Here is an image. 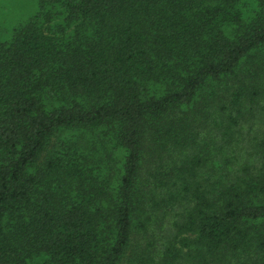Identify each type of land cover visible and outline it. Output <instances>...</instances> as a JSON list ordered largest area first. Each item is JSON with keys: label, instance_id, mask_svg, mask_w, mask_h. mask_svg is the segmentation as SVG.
Here are the masks:
<instances>
[{"label": "trees", "instance_id": "obj_1", "mask_svg": "<svg viewBox=\"0 0 264 264\" xmlns=\"http://www.w3.org/2000/svg\"><path fill=\"white\" fill-rule=\"evenodd\" d=\"M0 264H264V0H0Z\"/></svg>", "mask_w": 264, "mask_h": 264}, {"label": "rangeland", "instance_id": "obj_2", "mask_svg": "<svg viewBox=\"0 0 264 264\" xmlns=\"http://www.w3.org/2000/svg\"><path fill=\"white\" fill-rule=\"evenodd\" d=\"M6 1H12V0H6ZM33 8H31L30 4H26L23 8L17 10L14 15H13V18L14 19H19V18H23V17H26L27 15L30 14V11L32 10Z\"/></svg>", "mask_w": 264, "mask_h": 264}]
</instances>
